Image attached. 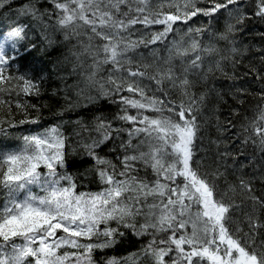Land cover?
I'll return each mask as SVG.
<instances>
[{
	"label": "snow or ice",
	"instance_id": "6c2138e0",
	"mask_svg": "<svg viewBox=\"0 0 264 264\" xmlns=\"http://www.w3.org/2000/svg\"><path fill=\"white\" fill-rule=\"evenodd\" d=\"M7 0H0V7ZM57 10V23L63 27L75 25L87 27L89 40L99 39L102 43L86 49L90 51L94 71L88 80L96 83L95 77L104 65H111L107 82L114 86L116 93L128 92L121 96L124 106L119 119L133 125L128 131L129 140L124 148H131L132 154L120 158L122 170L117 171L110 161L95 154L93 149L111 138L113 129L101 122L98 131L102 139L89 146L98 167L100 181L106 187L97 193H77L72 177L58 172L63 168L64 138L58 128H50L39 135L23 137V147L18 151L0 153V191L5 202L0 206V264H65L74 253H59L64 246L83 248L88 264H92L90 253L95 247H107L115 243L117 229L105 228L99 232L98 226L115 219L125 227H131L136 235H151L152 239L144 247L143 253L153 264H264V220L257 209L264 210V199L255 196L250 181L240 180V188L252 201L251 211L245 212L246 232L237 225L231 215L239 208L227 192L218 190L208 174H202L198 166H193L194 142L199 126L193 115V105H172L148 96L144 78L165 79L176 82L174 70L157 72L155 76L140 65L132 66L127 53L141 43H156L163 40L173 30V25L181 20L186 22L197 14L212 16L221 9L229 14L230 6H239L241 0H207L208 8H194L191 12L161 14L151 8L152 0H50ZM172 0H169L171 3ZM191 0H186L187 7ZM123 6V7H122ZM33 11L25 9V12ZM239 13V7L236 8ZM255 14L264 17V0H258ZM238 15L237 22L243 20ZM162 24L164 29L148 41H133L129 37L132 26ZM231 31V27L229 28ZM22 29L9 32L8 39L21 36ZM124 33H129L125 36ZM200 45L192 41L190 47H177V56H187L198 52ZM201 57L195 55L189 62L191 68L200 67ZM7 63L3 46H0V64ZM185 72L188 68L184 69ZM4 81L0 70V82ZM188 85L187 78L180 80ZM31 85H26L25 92ZM103 90V84L100 85ZM102 94H106L103 93ZM138 97V98H137ZM136 109L129 114L128 109ZM165 110L172 115H164ZM158 116L145 115V112ZM178 117L179 119H174ZM32 123H36L35 120ZM3 131V129H0ZM250 134L244 143L251 141L264 153V108L249 128ZM139 138L135 145L132 140ZM147 149L146 151L144 149ZM151 168L156 177L149 182L136 174V164ZM198 163V162H197ZM44 168L46 171L41 172ZM218 178L223 173H212ZM67 181V186L61 184ZM33 186H38L44 195L34 194ZM231 191H235L230 186ZM24 193L21 198L20 194ZM152 197L149 203L148 198ZM147 208V211H144ZM143 215L144 223L136 228L133 221ZM151 230V231H150ZM57 231L65 235L57 236ZM243 234L241 235V233ZM169 233L166 237L158 235ZM123 235L122 232L119 233ZM94 235L107 237L102 244H82L79 238L91 239ZM20 241L19 243L17 241ZM174 246V247H173ZM175 252V256L170 254ZM168 257L166 260L165 258ZM29 258H31L29 260ZM75 264H81L76 256ZM109 264H117L115 260Z\"/></svg>",
	"mask_w": 264,
	"mask_h": 264
},
{
	"label": "trees",
	"instance_id": "16d2710c",
	"mask_svg": "<svg viewBox=\"0 0 264 264\" xmlns=\"http://www.w3.org/2000/svg\"><path fill=\"white\" fill-rule=\"evenodd\" d=\"M185 3L186 0H172L171 3L169 0H152L151 8L162 15L170 13L183 17L184 12H191L194 8L211 7L207 0H191L187 7ZM257 3L258 0H241L239 6H230L233 9L231 14L221 9L212 16L197 14L186 22L182 18L163 40L139 44L145 49L153 48L150 51L140 52L138 50L142 49L137 46L127 53L133 67L140 65L141 70L153 76L158 71L166 72L170 67L174 70L175 84L168 79L157 84L156 80L147 78L141 83L147 86L148 96H155L166 104L171 102L169 106L193 105V115L199 126L193 166H198L202 174H208L218 190L227 192L226 199L231 198L239 205L231 213L235 221L231 227L239 225L243 232L248 230L244 214L251 211L252 201L241 190L240 180L250 181L252 194L264 199V153L251 141L244 143L250 134L246 129L264 108V17L255 14ZM25 9H32L34 13H26ZM56 11L50 0H7L0 7V27L9 30L20 28V39L24 38L21 51L9 53V70L0 86V129H3L0 131V153L20 150L24 144L23 137L31 135L28 128L33 135L58 128L64 138L65 160L64 167H58V172L72 177L77 193H97L106 187L97 171L98 167L104 166L97 165L88 148L94 141L102 139L98 124L110 125L113 129L111 138L93 151L97 156L110 160L117 171L122 170L120 158L126 152L132 154L131 148L126 149L122 145L127 144L128 131L133 125L118 118L124 107L120 97L132 94L126 91L116 93L114 86L107 82L111 65H104L103 70L97 73L96 83L88 80L94 71V60L86 49L89 45L95 48L102 42L99 39L90 41L91 33L86 26L74 25L69 30L61 27L57 23ZM238 15L244 17L241 22H237ZM163 29L164 26L159 24H137L130 29L133 34L130 39L138 36L140 40L148 41ZM192 41L200 45L198 52L176 55L177 47L188 48ZM195 55L201 57L199 68L189 66ZM185 68H188L187 72ZM185 78L189 84L181 85L180 80ZM27 83L35 88L33 93L24 91ZM136 111L128 109L132 115ZM154 114L159 115L145 112L149 116ZM164 115L172 113L165 110ZM33 120L36 123H32ZM41 123L45 126L38 131ZM138 142L132 140L133 145ZM136 169V174L149 182L155 178L151 168L142 163H137ZM217 170L223 173L218 178L212 175ZM61 184L67 186L68 182L62 181ZM230 186L235 191H231ZM32 190L35 194H42L38 186H33ZM23 195L20 194L21 198ZM4 202V193L0 191V206ZM256 214L264 220V210L257 209ZM143 217L136 216L134 221L127 219L139 229ZM109 224H100L99 232ZM112 224L110 228L117 229L115 243L93 248L94 264H109L112 260L117 264H153L151 258L143 253L152 239L151 235L140 238L131 227L115 228ZM106 239L103 235H94L90 241L84 242L98 245ZM258 239H264V236Z\"/></svg>",
	"mask_w": 264,
	"mask_h": 264
},
{
	"label": "rangeland",
	"instance_id": "374dc122",
	"mask_svg": "<svg viewBox=\"0 0 264 264\" xmlns=\"http://www.w3.org/2000/svg\"><path fill=\"white\" fill-rule=\"evenodd\" d=\"M160 26H164V25H162V24H159ZM72 26H74V25H72ZM72 26H69L68 28H66V29H68L69 30V28L70 27H72ZM7 31V29L6 28H2V29H0V33H5ZM12 30H10V31H8L7 33H6V35H5V37L3 38V40L1 41V43H2V45H7L8 43H11V46H12V48L13 47H15V48H17V47H19L20 45H21V43L23 42V40H21L20 39V37L19 38H16V39H8V34H9V32H11ZM132 35L133 34H131L130 35V37L129 38H133L132 37ZM126 36H129V33L128 34H126ZM135 39H137V40H140L139 38H138V36H137V38H134V39H131V40H133V41H136ZM21 42V43H20ZM146 44H149V43H146ZM3 46V47H4ZM139 48H141L142 49V51L141 50H138V51H140V52H144V51H150L151 49H153V48H151V47H149V49H145V47H144V45H139ZM135 49H137V48H135ZM134 49V50H135ZM135 52H133V54H134ZM153 116H158V115H156V114H154ZM27 131L29 132V133H31V135H33V131L30 129V128H28L27 129ZM45 132V131H44ZM43 132H37V134L36 135H39V134H42ZM136 140H139V138H135ZM194 144H195V142H194ZM41 169H44V168H41ZM40 169V171L42 172V170ZM45 170V169H44ZM46 171V170H45ZM156 178V177H155ZM154 178V179H155ZM153 179V180H154ZM152 180V179H151ZM62 182V181H61ZM41 191V190H40ZM32 192H33V190H32ZM42 192V191H41ZM34 193V192H33ZM35 194V193H34ZM40 195H44V193L42 192V194H40ZM152 197H149L148 198V202L150 203L151 201H152ZM147 211V208H145V212ZM108 222H110V224H109V226H107V228H110V227H112L113 226V224L112 223H114V225H115V228H120V227H124V229H126V227L124 226V224H122V223H117V221L115 220V219H113V220H109V221H107L106 223H104V224H107ZM140 223H144V217L143 218H141V221H140ZM102 224V223H101ZM98 228H99V226H98ZM151 231V230H150ZM56 235L57 236H61V235H65L63 232H61V231H57V233H56ZM167 235H169V233H161V234H159L158 235V237L157 238H159L160 236H164V237H166ZM142 236L143 237H145V235H140V238H142ZM151 237V236H150ZM84 240H91V239H88V238H84V237H81V238H79V242L80 243H82V244H85V242H84ZM91 241H93V239L91 240ZM18 243L20 242L19 240L17 241ZM99 245V244H98ZM174 247V246H173ZM58 252L59 253H70V254H72V253H74L75 255H73V256H71L70 257V259L68 260V261H66L65 262V264H75V259H76V256H80V258H81V264H88V260H87V258H86V256H85V250L83 249V248H81V249H75V248H72V247H70V246H64V247H62V248H60L59 250H58ZM92 251H91V253H90V259H91V262H92V264H94L93 263V260H92ZM171 256H175L176 254H175V252H173V253H171L170 254ZM31 258H29V260H30ZM166 260L168 259V257H166L165 258ZM204 264H207V262H204Z\"/></svg>",
	"mask_w": 264,
	"mask_h": 264
},
{
	"label": "bare ground",
	"instance_id": "6f19581e",
	"mask_svg": "<svg viewBox=\"0 0 264 264\" xmlns=\"http://www.w3.org/2000/svg\"><path fill=\"white\" fill-rule=\"evenodd\" d=\"M44 126H45V124L44 123L43 124L41 123L40 126H39V130L38 131H40L41 129H43Z\"/></svg>",
	"mask_w": 264,
	"mask_h": 264
}]
</instances>
